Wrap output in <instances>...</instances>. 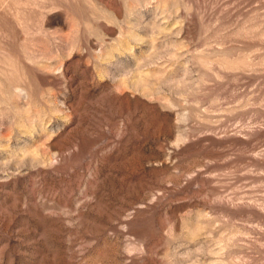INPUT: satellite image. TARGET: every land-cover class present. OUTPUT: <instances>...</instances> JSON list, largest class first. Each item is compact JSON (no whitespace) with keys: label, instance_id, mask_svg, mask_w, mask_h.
I'll use <instances>...</instances> for the list:
<instances>
[{"label":"rangeland","instance_id":"1","mask_svg":"<svg viewBox=\"0 0 264 264\" xmlns=\"http://www.w3.org/2000/svg\"><path fill=\"white\" fill-rule=\"evenodd\" d=\"M0 264H264V0H0Z\"/></svg>","mask_w":264,"mask_h":264}]
</instances>
